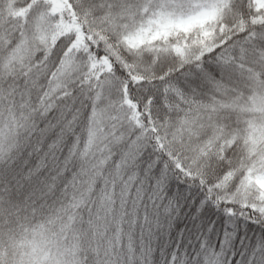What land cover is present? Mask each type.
<instances>
[{"label":"snow or ice","instance_id":"obj_1","mask_svg":"<svg viewBox=\"0 0 264 264\" xmlns=\"http://www.w3.org/2000/svg\"><path fill=\"white\" fill-rule=\"evenodd\" d=\"M0 264H264V0H0Z\"/></svg>","mask_w":264,"mask_h":264}]
</instances>
